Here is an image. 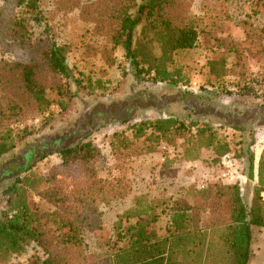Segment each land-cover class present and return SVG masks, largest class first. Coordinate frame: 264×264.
I'll return each mask as SVG.
<instances>
[{"label":"trees","instance_id":"trees-1","mask_svg":"<svg viewBox=\"0 0 264 264\" xmlns=\"http://www.w3.org/2000/svg\"><path fill=\"white\" fill-rule=\"evenodd\" d=\"M234 1L249 4L251 14L264 9V0ZM104 11L115 23L113 46L123 49L137 76L152 83L191 85L189 74L175 57L199 42L206 49L225 46L234 51L244 44L203 27L181 0H112ZM47 20L40 0H5L0 6V41L8 37L32 55L30 61L0 59L4 81L0 86V158L13 150L27 132L25 127L14 128L9 123L11 118L21 117L23 104L42 113L52 103L63 107V100L71 96V70L66 59L69 49L50 37ZM246 34L250 36V32ZM258 51L264 53L262 47ZM225 64L222 54L208 58L206 84L218 87L221 81L216 82L220 79L217 74ZM44 75L50 76L48 80ZM252 80L238 82L234 85L236 92L254 93L264 99V74L256 80L259 89H254ZM74 83L87 94L104 86L101 80H92L83 73ZM119 128L111 135L112 151L148 154L163 143L177 151L175 160L192 164L198 161L212 167L218 166L227 152L235 158L241 156V152L236 156L232 152L227 133L206 121L168 115L126 122ZM204 150H208L207 156ZM57 152L61 162L46 174H38L32 170L34 163H26L19 168L22 174L2 189L0 264H8L31 242L44 257L36 253L27 262L17 264H249L253 258V229H264V200L260 197L264 150L255 162L253 149H246V165L241 171L246 182H218L207 173L202 188L190 184L178 197L136 194L103 242L109 251L93 255L87 252L85 235L104 233L99 205L126 196V180L121 175L115 180L102 176L104 156L90 140H80ZM33 156V150H29L25 162ZM248 184L256 185V196L250 204L245 189ZM35 194L52 204L53 210H42L33 198ZM162 215L166 223L159 227Z\"/></svg>","mask_w":264,"mask_h":264},{"label":"rangeland","instance_id":"rangeland-1","mask_svg":"<svg viewBox=\"0 0 264 264\" xmlns=\"http://www.w3.org/2000/svg\"><path fill=\"white\" fill-rule=\"evenodd\" d=\"M4 4L5 0H0V6ZM181 4L199 17L203 27L244 41L236 51L225 46L206 49L205 44L199 42L195 48L178 53L175 57L178 65L185 68L190 82L196 83L184 89L152 83L137 76L133 65L124 57L123 49L112 43L115 23L104 11L106 5L107 8L112 5V0H40L51 28L50 37L65 43L69 49L66 59L71 70V96L63 100V107L52 103L42 113H35L33 107L23 104L21 117L10 119L12 127H25L27 132L20 136L13 150L0 158V197L2 189L22 174L19 168L26 163H34L33 171L46 174L61 162L58 149L80 140H90L104 156L102 176L110 180L123 176L127 195L107 204L100 203L105 230L104 233L95 231L85 235L89 254L109 251L103 242L113 231L118 215L130 207L136 194L146 193L152 198L178 197L190 184L198 186L205 181L207 173L214 175V179L217 176L218 166L175 160L177 151L163 143L154 153L148 154L139 155L132 150L126 152V149L112 151L111 135L124 123L168 115L186 121L209 122L221 133H227L235 156L241 152L242 157L236 156L240 171L246 165V149L252 148L257 153L264 150V99L254 93L238 94L234 87L250 78L254 80V89L260 87L256 80L264 74V53L258 51V47L264 49V9L251 14L249 4L234 0H181ZM246 21L249 24L245 25ZM215 54H222L226 60L225 69L217 74L220 79L216 82L221 81L217 88L206 84L204 75L208 58ZM31 58L28 48L13 43L8 37L0 41L1 60L30 61ZM79 73L92 80H101L103 88L87 94L74 83ZM48 77L43 76L45 80ZM2 84L0 75V86ZM29 150H33L34 156L25 162ZM208 153V150L203 152L204 156ZM245 189L248 204L253 203L256 185L248 184ZM33 198L42 210H53L47 200L36 194ZM3 205L0 199V209ZM165 223L166 218L162 215L158 225L164 227ZM253 231L251 262L260 264L264 261V240L263 246L259 247V238L264 229L255 227ZM36 253L44 257L31 242L8 264L25 263Z\"/></svg>","mask_w":264,"mask_h":264},{"label":"built area","instance_id":"built-area-1","mask_svg":"<svg viewBox=\"0 0 264 264\" xmlns=\"http://www.w3.org/2000/svg\"><path fill=\"white\" fill-rule=\"evenodd\" d=\"M193 86L196 85L195 82L191 83ZM188 86H183L182 88H187ZM244 178L243 174L240 171L238 160L229 152L223 154L220 157L218 171L216 179L218 182L232 184L242 181ZM204 186L203 183H199L198 187L202 188ZM260 197L264 200V188L260 191Z\"/></svg>","mask_w":264,"mask_h":264},{"label":"crops","instance_id":"crops-1","mask_svg":"<svg viewBox=\"0 0 264 264\" xmlns=\"http://www.w3.org/2000/svg\"><path fill=\"white\" fill-rule=\"evenodd\" d=\"M254 152H255V162H256L258 160V158H259L261 150L258 153L256 151H254ZM196 163H198V161L194 162L193 164H196ZM263 240H264V232L262 233L261 237L259 238V247L263 246ZM251 261H253V258L251 259ZM251 261L249 262V264H252ZM260 264H263V261Z\"/></svg>","mask_w":264,"mask_h":264},{"label":"water","instance_id":"water-1","mask_svg":"<svg viewBox=\"0 0 264 264\" xmlns=\"http://www.w3.org/2000/svg\"><path fill=\"white\" fill-rule=\"evenodd\" d=\"M242 181H243V182H246V181H247V179L244 177V178L242 179Z\"/></svg>","mask_w":264,"mask_h":264}]
</instances>
